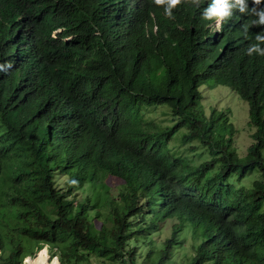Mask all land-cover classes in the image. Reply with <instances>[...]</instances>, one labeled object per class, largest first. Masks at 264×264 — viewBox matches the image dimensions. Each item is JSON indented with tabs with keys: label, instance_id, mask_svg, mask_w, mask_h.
<instances>
[{
	"label": "trees",
	"instance_id": "trees-1",
	"mask_svg": "<svg viewBox=\"0 0 264 264\" xmlns=\"http://www.w3.org/2000/svg\"><path fill=\"white\" fill-rule=\"evenodd\" d=\"M210 2L169 19L153 0H0V264L46 245L59 264H177L182 229L179 264H264V56L247 54L264 27L238 11L206 21ZM208 81L247 105L241 156L228 109L199 102ZM157 106L170 125L145 117ZM175 137L205 156L176 153Z\"/></svg>",
	"mask_w": 264,
	"mask_h": 264
},
{
	"label": "rangeland",
	"instance_id": "rangeland-1",
	"mask_svg": "<svg viewBox=\"0 0 264 264\" xmlns=\"http://www.w3.org/2000/svg\"><path fill=\"white\" fill-rule=\"evenodd\" d=\"M53 31L51 34H49V37H53L54 35ZM201 99L200 103L202 104L203 110L205 114L207 115L209 113V108L212 106L215 109H228L229 116L231 118L232 124L236 129V133L234 135V148L236 153L241 156L245 153L246 146L252 141L250 134L252 133V128L246 126L247 123V105L244 101L239 99L237 95L230 91L225 86L221 85H215L212 86L211 82L208 81L206 85H202L199 88ZM145 117L147 119L153 121L157 125L163 127L170 125L174 121V117L171 115L170 111L163 107V106H157V107H150L146 109ZM169 147L172 150H176V153H179L181 156H183L186 159L192 160L194 163H198L201 158H203L205 155H202V151L200 150V146L197 145L196 142H190L179 145L178 138H173L169 142ZM263 154H264V147H263ZM253 176V175H252ZM241 182L245 185L249 184V181L247 178L240 179ZM56 181L58 184H61L62 179L58 176L56 177ZM105 184L113 186L115 184V181L112 179V177H108L105 179ZM116 188V187H115ZM118 191H116L114 188L111 190L112 195H115ZM90 193V189L83 190L81 194L77 193V199L81 198L87 194ZM151 201V208L152 210L156 209V205L154 202V199H150ZM173 223L172 220H165L163 222H160L158 224V229L154 230L152 228H148L146 232V236L144 237L143 241L147 243L150 239H154V244H158L165 236L169 234V227ZM188 231L187 230H180L176 233V237L179 240H183L184 244L183 246H175L171 250L172 259L177 263L184 262L186 255L190 254L189 248L187 247L189 245V237L187 236ZM140 242L137 243L139 245ZM147 248V247H146ZM149 248V247H148ZM187 248V249H186ZM42 250V251H41ZM39 250L35 257L29 259L27 261V264H45V261H37L35 259L39 254L45 253L47 256V262H52L54 259H56L57 264H59L56 257H51L50 254L47 252L45 246L42 247V249ZM145 250V249H144ZM141 252V249H140ZM29 257V256H27ZM89 264H101L99 261L90 258ZM108 264V263H103Z\"/></svg>",
	"mask_w": 264,
	"mask_h": 264
},
{
	"label": "clouds",
	"instance_id": "clouds-1",
	"mask_svg": "<svg viewBox=\"0 0 264 264\" xmlns=\"http://www.w3.org/2000/svg\"><path fill=\"white\" fill-rule=\"evenodd\" d=\"M155 5L165 7V16L169 19H175L173 10L178 8L182 3L190 2L192 5L199 6L200 0H153ZM252 7H249V0H211L208 7L202 12V19L206 21H215L217 26L222 25L224 22L230 20L235 12L241 14L247 13L254 16L255 19L251 21L252 25L264 27V0H251ZM247 27L244 28L245 34ZM255 43L250 44L247 48V54L264 56V32L255 35ZM8 68L12 65L8 64ZM48 246L46 245L45 248ZM31 257H24V264Z\"/></svg>",
	"mask_w": 264,
	"mask_h": 264
},
{
	"label": "bare ground",
	"instance_id": "bare-ground-1",
	"mask_svg": "<svg viewBox=\"0 0 264 264\" xmlns=\"http://www.w3.org/2000/svg\"><path fill=\"white\" fill-rule=\"evenodd\" d=\"M56 260V259H55ZM37 261H44L43 259H41V258H39V259H37ZM44 263V262H43ZM39 264V263H38ZM46 264V263H45Z\"/></svg>",
	"mask_w": 264,
	"mask_h": 264
}]
</instances>
